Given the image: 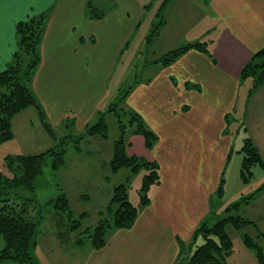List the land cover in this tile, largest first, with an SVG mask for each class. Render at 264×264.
Segmentation results:
<instances>
[{
    "label": "crops",
    "instance_id": "1",
    "mask_svg": "<svg viewBox=\"0 0 264 264\" xmlns=\"http://www.w3.org/2000/svg\"><path fill=\"white\" fill-rule=\"evenodd\" d=\"M106 1L97 4L106 13L99 20L85 17V0H44L29 9L23 20L48 13L40 64L30 87L53 131L65 128L68 121L73 135H81L110 107V79L114 73L128 74L136 68L134 60L136 54L137 58L142 54L144 41H138L141 45L135 53L133 39L146 12L151 7L158 9L162 2ZM163 16L165 25L160 32L174 27L168 51L205 43L207 53L190 49L166 66L155 63L158 58L149 61L143 65L145 78L128 87L122 107L140 115L157 140L147 149L142 136L130 135L126 150L155 162L160 183L151 188L150 203L133 225L110 232L99 250L90 245L81 264H187L184 256L180 258V243L187 246L208 216L234 133L242 132V126L245 138L251 139L264 160V84L248 97L250 80L239 82L243 66L264 47V0H209L206 6L198 0H170ZM16 49L15 32L14 38L6 36L0 72L11 63ZM27 117L22 114L12 120L10 141L16 135L23 139L32 136L39 121L33 113ZM92 138L81 141L80 146H89L86 150L79 146L75 154H87V163L99 164L105 148ZM30 154L36 153L21 155ZM105 154L109 165L112 148ZM66 165L65 155L62 168ZM82 245L73 243L71 251Z\"/></svg>",
    "mask_w": 264,
    "mask_h": 264
},
{
    "label": "trees",
    "instance_id": "2",
    "mask_svg": "<svg viewBox=\"0 0 264 264\" xmlns=\"http://www.w3.org/2000/svg\"><path fill=\"white\" fill-rule=\"evenodd\" d=\"M169 1L162 0L155 15V21L152 23L150 34L147 37V44H151L164 27L163 9ZM198 1L206 6L209 0ZM102 2L104 4L108 1L85 0V17L89 20L104 18L106 13L97 6L98 3ZM144 8L148 9L149 6H144ZM47 19L48 13L44 12L18 23V27L15 29L17 49L11 63L5 70L0 72V144L13 138L12 120L28 108L37 111L42 128L49 137L55 142L57 141L54 146L41 153L8 155L5 158L8 174L0 172V203H3L0 207V239L4 243L3 248L0 250V263L40 264L33 252L37 245L41 219V207L36 199L34 184L42 174L43 166L50 162L49 165L53 171L56 172L61 169L65 165L67 147L75 141L76 146L74 149L79 150L80 143L85 138L99 136L102 139H108V128L104 121V112L100 113L98 119L93 124L88 125L81 135L76 136L78 139L74 138L72 128H70L71 122H65L66 135L61 138L55 136L54 131L48 124L45 112L30 87L40 64V44L46 29ZM147 44L146 46L149 47L150 45ZM190 49L207 53L205 43L185 44L169 50L155 60V63L161 66L169 65ZM247 80L251 82L248 91V97H250L258 87L264 84V47L253 53L250 60L241 69L239 74L240 84ZM128 91L129 88H125L121 93L118 92V103H112L107 110V112L112 111L118 118V135L112 143L109 168L111 175L117 173L120 169L129 170L132 176L140 171L144 172L142 186L139 189L140 201L137 206H134L128 200L130 175L126 181L127 183L113 187L107 207L104 211L99 212L101 218L98 224L93 228L84 229V232L79 233L80 237L78 236L75 241V244H81L82 240L87 238L94 250H99L105 245L110 232L117 229H128L133 225L140 211L150 203L149 192L151 188L158 186L160 183L159 166L155 162H149L144 158L127 153V141L130 135L142 136L147 149H151L157 140L155 134L144 125L140 115L122 107ZM123 116L124 119H127V125L122 120ZM229 121L230 119L226 117L227 124H229ZM241 129L245 130L243 126ZM240 151L243 153L240 177L244 182H248L253 177L251 169L254 166L258 165L264 170V160L248 137L243 139ZM231 153L232 149L228 153L227 161ZM223 175L224 172H222L219 186L210 200L208 216L195 229L187 246L180 243V258L184 256L187 264H227L226 259L233 250L232 241L226 231L228 226H232L236 230L252 227L257 232V238L264 242V234L258 232L257 225L253 221L240 215H227L218 219L219 217L215 211L221 202ZM18 190H22L27 194L24 195L23 202L20 204L15 202L16 199L21 198V193L19 194ZM244 201L249 204L246 199ZM53 204L56 214L67 217V224L69 225L67 232H77L81 229L86 214L83 213L79 217H75L65 193L59 194ZM240 206L241 202L237 201L225 211L226 213L231 210L238 211ZM213 220L215 222L212 223ZM199 238L202 242L198 245L196 242ZM242 238L245 246L255 252L257 263L264 264L263 248L247 233H243ZM185 253L187 254L184 255Z\"/></svg>",
    "mask_w": 264,
    "mask_h": 264
},
{
    "label": "rangeland",
    "instance_id": "3",
    "mask_svg": "<svg viewBox=\"0 0 264 264\" xmlns=\"http://www.w3.org/2000/svg\"><path fill=\"white\" fill-rule=\"evenodd\" d=\"M157 11V8L151 7L149 12H146L145 16L142 18L140 29L133 39L135 53H137V49H139L141 45L140 43L138 44V41H144V46H142L143 48L141 51L142 54L140 53L138 58L136 54L134 60V63H137L136 68L129 70L130 72H128V74L127 72L123 74H113L108 85L113 93L111 97H109L108 103H118L117 97L119 96L118 92L120 90L119 93L125 88L131 86L138 78H145L147 72L143 70V65L161 57L168 51L167 49L172 47L174 36H169L174 27L171 26L168 31H164L165 29H163V32H160L158 37L153 40L151 44H147V37L150 34L152 21L154 20ZM146 44L150 46L147 47ZM118 83L121 84L119 85ZM116 87L120 88L117 92L114 90ZM244 98L245 94H243L239 101L240 105L243 104L242 100ZM119 107L120 105L118 106V109ZM107 110L108 108L104 110V121L108 128V139L105 140L99 136L92 138L93 142L105 148L102 152L103 155L100 156L101 159L104 156V160L99 164H89L86 161L89 155L83 154L77 157L74 149L76 141L74 140L75 142L69 144L67 149V165L64 167L65 169L61 168L55 172L50 168V162H48L43 166L42 174L35 181L36 199L41 207V219L37 236V245L33 252L40 264H81L84 252L90 247L89 240L84 238L82 240L83 245L81 247L79 246L80 248L75 252L71 251L70 246L75 243L78 236L80 237L79 233L81 234V232H84V229L93 228L98 224L101 218L99 212L104 211L107 207L113 187L125 184L128 176L131 174L127 169H120L117 173L111 175L109 165L107 164V161H105V156L107 155L105 153L109 150L111 151L112 143L118 135V118L112 111L107 112ZM31 113H33V115L36 114L37 116V111L33 108H28L18 115L25 114L28 116L27 118L30 119L29 116ZM122 120L127 125V119H124V116L122 117ZM70 128H73L72 125ZM64 129L65 128H54V134L57 135L58 138L61 137V135L63 137V134L64 136L66 135V129ZM128 129L130 128L128 127ZM232 129L233 125L230 127V130L233 132L234 130ZM32 130V136L27 139H23L21 135H16L14 140L0 144L1 173L8 174L5 166L6 156L21 155L24 152L26 154L41 153L48 147L54 146L55 143H57V141L55 142L52 138L50 139L49 135L46 137L44 136L45 133L42 130L40 121L39 124H35V128ZM74 134H76L74 135V138L78 139L76 136H79V133L74 132ZM244 138L245 135L243 131L238 134L234 133L232 153L223 170L224 182L222 183L223 193L221 202L218 204L215 213L218 215V219L224 218L227 215H240L253 221L257 225L258 232L264 234V170L256 165L251 169L253 177L248 182H244L241 179L240 167L243 153H241L240 149L243 145ZM88 146L89 143H86V145L81 144L80 147L84 150L85 147L88 148ZM88 165H93L94 169L92 168L89 170L88 168H90V166ZM143 174L144 172L140 171L136 175H130L131 180L128 184V200L134 206H137L140 201L139 189L142 186ZM17 192L19 194L21 193V198L16 199L15 202L20 204L23 202L24 195L27 194L22 190H18ZM61 193L66 194L75 217H79V215L83 213L86 214V217L82 221V227L77 232H67L69 226L67 224V217L65 215L60 216L56 214L57 212L54 208L53 201ZM244 199L249 201V204H246ZM237 201L241 202L239 210H231L226 213L225 209ZM2 204L3 203H0V207ZM213 222H215V220H213L212 223ZM226 231L233 244L232 253L226 259L227 264H258L255 252L245 246L242 238L243 233H247L257 241L264 251V242L257 238V232L252 227H247L243 230H236L232 226H228ZM59 239L61 240V243H59ZM201 242L202 241L199 238L196 244L199 245ZM3 246V240L0 239V250ZM186 254L187 253L184 255ZM0 264L18 263L7 262Z\"/></svg>",
    "mask_w": 264,
    "mask_h": 264
},
{
    "label": "snow or ice",
    "instance_id": "4",
    "mask_svg": "<svg viewBox=\"0 0 264 264\" xmlns=\"http://www.w3.org/2000/svg\"><path fill=\"white\" fill-rule=\"evenodd\" d=\"M44 0H0V54L3 52L6 36L14 38L18 23L25 19L27 11Z\"/></svg>",
    "mask_w": 264,
    "mask_h": 264
}]
</instances>
